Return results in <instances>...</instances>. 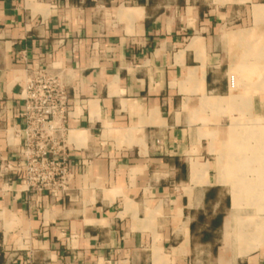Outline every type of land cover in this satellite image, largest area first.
<instances>
[{
    "label": "crops",
    "instance_id": "1",
    "mask_svg": "<svg viewBox=\"0 0 264 264\" xmlns=\"http://www.w3.org/2000/svg\"><path fill=\"white\" fill-rule=\"evenodd\" d=\"M36 67L69 100L57 196L13 170ZM236 100L264 119V0H0V264H264V129L231 130Z\"/></svg>",
    "mask_w": 264,
    "mask_h": 264
},
{
    "label": "built area",
    "instance_id": "2",
    "mask_svg": "<svg viewBox=\"0 0 264 264\" xmlns=\"http://www.w3.org/2000/svg\"><path fill=\"white\" fill-rule=\"evenodd\" d=\"M227 84L230 91H235L236 77L229 75ZM22 100L24 144L13 170L23 174L27 191L57 196L67 189L70 178L65 157L69 118L66 84L53 70L33 68L26 72Z\"/></svg>",
    "mask_w": 264,
    "mask_h": 264
},
{
    "label": "rangeland",
    "instance_id": "3",
    "mask_svg": "<svg viewBox=\"0 0 264 264\" xmlns=\"http://www.w3.org/2000/svg\"><path fill=\"white\" fill-rule=\"evenodd\" d=\"M235 108V118L231 122V130L236 129L238 131H245L250 128L264 129V119L257 118L253 114L250 115L249 112H252L250 104L252 100H236ZM257 142V141H256ZM246 155H249L246 153ZM255 156V155H253ZM262 157V156H259ZM253 157H251L252 159ZM253 169V168H252ZM258 170V169H257ZM256 171V170H254ZM253 179V178H252ZM237 195V193H236ZM238 197V196H237ZM236 197V198H237ZM254 210L248 211L249 215L254 214ZM245 216V215H244ZM248 215H246L247 217Z\"/></svg>",
    "mask_w": 264,
    "mask_h": 264
},
{
    "label": "bare ground",
    "instance_id": "4",
    "mask_svg": "<svg viewBox=\"0 0 264 264\" xmlns=\"http://www.w3.org/2000/svg\"><path fill=\"white\" fill-rule=\"evenodd\" d=\"M256 138V137H255ZM256 141H259L258 139H256ZM261 143V142H260ZM258 144V143H257ZM262 145V144H260ZM253 158L251 160H258V161H264V157H259V156H252Z\"/></svg>",
    "mask_w": 264,
    "mask_h": 264
}]
</instances>
